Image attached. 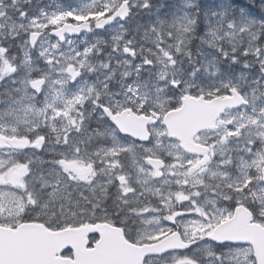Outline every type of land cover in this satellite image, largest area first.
<instances>
[{"label": "snow or ice", "instance_id": "snow-or-ice-1", "mask_svg": "<svg viewBox=\"0 0 264 264\" xmlns=\"http://www.w3.org/2000/svg\"><path fill=\"white\" fill-rule=\"evenodd\" d=\"M0 264H264V0H0Z\"/></svg>", "mask_w": 264, "mask_h": 264}]
</instances>
